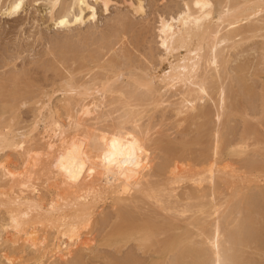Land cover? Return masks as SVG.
<instances>
[{"label":"bare ground","instance_id":"obj_1","mask_svg":"<svg viewBox=\"0 0 264 264\" xmlns=\"http://www.w3.org/2000/svg\"><path fill=\"white\" fill-rule=\"evenodd\" d=\"M25 1L28 0H7L5 6L1 1L0 8L5 7V15L11 16L20 11ZM40 1L46 4L57 28H69L71 17L82 15L84 6H88V0ZM186 1L180 14L160 22V44L156 46L158 50L152 48L159 52L154 55L155 60L147 59L153 55L144 52L147 66L136 65L146 63L131 59L135 54L114 49L110 38L117 32L115 27L116 32L98 36L108 44L106 51L110 56L106 60L98 50L86 53L88 57L85 53L78 57L58 50L60 63L68 64L57 85L56 92L61 95L55 98L54 106L52 95L47 94L43 108L52 113L35 115L41 116V121L45 119L52 129L49 139L42 141L36 134L32 137L34 125L27 132L2 125L0 152L11 148L16 152L13 157L19 155L22 167L16 164L17 158L15 164L4 156L0 161V238L11 230L9 238L0 243L7 245L6 251L0 252V264L37 260V264H81L85 249L95 252L94 242L105 251L114 248L115 255L131 244L140 254L155 253L164 258L165 264H263L257 258L255 263H249L241 252V248H251L257 256L264 254V244L257 240V235L264 234V212L259 209V214V210L245 206L249 205V191L264 189V157L261 166L259 161L245 157L261 154L259 145L264 134L256 127L263 122L258 119L263 114L258 116L253 111L251 119L257 120L256 125L245 118L249 114L241 96H254L251 86L243 81L242 92L230 85L233 90L225 89L223 80L231 77L229 82L236 81L248 67L246 63L232 71L226 53L239 47L240 40L249 39L248 34L256 36L264 31V26L244 23L264 13V1ZM128 24L119 18L115 24L121 27L117 35L121 29H129ZM122 57H126V62L122 63ZM94 70L99 74L90 76ZM234 71L239 74L236 80L231 75ZM82 73L90 77L85 78ZM242 78L238 80L241 84ZM13 81L17 82L14 78ZM2 86L0 100L7 95L4 102L10 101L2 104L3 108L13 113L19 94L14 89L4 94ZM259 95L263 108L264 86ZM167 110L177 128L194 125V136L180 135L177 142L164 138L165 134L161 137L155 130L173 117L159 119L162 123L156 127L155 118L159 117L157 111L166 117ZM238 114L242 128L230 139L231 125ZM7 123L11 124V118ZM195 144L201 145L200 149L192 151L190 146ZM235 157L241 162L236 160V164ZM228 193H233L230 202ZM101 204H107L108 210L101 211ZM239 211L243 215L237 218ZM245 226L252 234L255 232V242L242 235ZM99 249L93 259L102 258L104 264H140L128 251L123 261L112 263L115 256L113 259L110 251L105 254Z\"/></svg>","mask_w":264,"mask_h":264},{"label":"rangeland","instance_id":"obj_2","mask_svg":"<svg viewBox=\"0 0 264 264\" xmlns=\"http://www.w3.org/2000/svg\"><path fill=\"white\" fill-rule=\"evenodd\" d=\"M1 1L2 2H4V1L0 0V4L3 5V3H1ZM262 1H264V0H262ZM5 3H7V0H6V2H4L3 6H5ZM186 3H187L186 0H88V6H84V11H83L82 15H76V17L74 16L76 20L73 19V17H71L72 21H71V25L69 28H57L56 26H54L53 21L50 20L51 19L50 15H48L49 10L46 9L47 8L45 6L46 4L40 0H38V2L37 1L33 2V0H31V1L28 0L25 3V5H23V7L20 9V11H18L17 13H15L11 16L5 15L4 9H3L5 7L1 6V8H0L1 9L0 10V82H1L0 86L4 85V86H2L4 89L3 91L5 92L4 94L8 93L7 90L10 91V89H14L18 92V94L20 96L18 95L17 99L14 102L15 104L13 103L15 105L13 113H10L9 110H7V109L5 110V108H3V105L10 102L9 100H8V102L6 100V103L4 102V99H6L8 96L7 95L1 96L0 116L1 115L2 116L0 117V127H1L0 131L3 129L2 128L3 124H7L11 127L14 126L13 129L18 130V132H27L28 130L31 129V126L34 125L35 127L32 126L33 127L32 129L35 128L34 132L31 134L32 137H33V135L36 134L39 137H41L42 141H46L47 139H49L51 134H52V129L47 124V122L44 121L45 119H43V121H41L42 117L37 116V118H36L35 115H37L38 112H39V114L42 113L43 115L46 113L47 114L52 113L51 111L48 112V111L44 110V108H43V106L45 105V102L47 101L46 100L47 97H45L47 94L52 95V100H53L54 106L57 105L55 98H58L59 95H61V94H58V92H56L58 89L57 85H59L62 82L61 76L65 75V69L64 68L68 67V64L65 61H62L63 63H60L61 60H59V58L61 59V54H59L60 53L59 51L64 50V51L68 52V50L70 49L68 53L66 52L67 55H69L70 53H73V54H75V56L77 55L78 57H81L82 56L81 54L85 53V56L88 57V55H87L88 53L89 54L92 52L95 53V52H97L96 50H98L100 55H101V58L106 60L107 57L110 56V52L106 51L108 44L104 43L103 41H100L98 36L101 33L112 32V30L114 31L116 28L117 32H116V30L114 31V32H116V34L112 35L110 38V42L112 43V45L115 44L114 49H116L117 51L119 49H122L123 51H126V52L128 51L131 54H135V55L130 54L131 59L133 57H135V59H137L138 62L142 63L141 61L143 60L144 64L145 63L146 64L143 65V63H142L140 65L139 63L136 62V60H133L137 64L135 62L134 63L136 65L141 66V67L147 66L149 64H148V62H146V60L147 59L150 60L152 58L155 60L154 55L159 52V51H156V50H158L156 46H159V44H160L159 43L160 40L158 38V27L160 25V22L162 21V19L170 18V16L176 17L178 14H180V12H182L185 9ZM58 10H56V13H59ZM92 14L94 15L93 18H91L93 16ZM119 18H123L126 23L128 21V23H129L128 27H130L131 29L130 28L129 29L126 28L125 30L121 29L120 30L121 33L119 32L120 34L117 35L118 30L121 27H118V26L116 27L115 24L117 23ZM80 19L83 20V22H80L81 21ZM250 20H254V21L251 22ZM244 23H245V25L247 23V24H252V25L254 24V25H258V26H264V13L256 15V17L255 16L251 17L248 21H246ZM244 23L242 24V26L244 25ZM126 30H128V31H126ZM91 34L93 37L91 36ZM137 34L140 35V37H138ZM88 35H89V37H88ZM115 35H117L118 37H115ZM132 36H133V38H132ZM134 36H136V37H134ZM248 37H249V39H245V41L240 40L242 42L239 41L241 44L237 43V44H239V47L236 46L237 48H235V50H230L225 45V49L226 50L228 49V51L230 50L229 52L226 51L227 52L226 54L230 58L229 59V61H230L229 67L231 68L232 71L234 70V68H236L235 71H237V69L240 65H242L241 67H243V64H245V66H246V63L248 64V67L245 68L243 76H241L242 73H240V75H239L237 72L235 73V71H234V73H231V75H233L234 79H235V77H237L239 75L237 80L235 79L236 81H233L234 79H231L230 81H233V82H229V79L231 77L229 79L226 78L225 80H223V88H225V89L228 88L230 90L231 89L233 90V88H229V85H230L232 87H235L236 90L240 88L241 89L240 91L242 92L243 87L241 88V86H243V83H244L243 81H246L245 85H248L247 87L251 86L250 89H252V91L254 92V96H253V93H251V95H245L244 94L243 97L241 96V99L243 98L242 101H244L242 103L245 107L247 106L246 109L248 110L249 116H251L250 118H249V116H245V118H247V119L252 118L253 119L252 116H254L255 113H257L256 115L263 114L262 118L261 117L258 118L259 121L262 119L263 122L260 121V124L257 125L256 129H258V128L262 129V134H264V111H263L264 107L262 108V106H263V105H261L262 100L260 99V95L258 96V94L262 93V87L264 86V31L260 35H256V36H252L251 34H248ZM117 38H118V40H117ZM137 38H139L140 41L136 40ZM117 41H118V43H117ZM133 44H135L136 46ZM137 44L138 45L141 44V45H139L140 49H139ZM227 44H229V43H227ZM96 45H99L101 48L99 49L98 46H96ZM124 46H125V48H124ZM142 46H144V47H142ZM102 47H105V48L103 49ZM150 48L151 49L153 48L156 50L153 51V49L150 50ZM222 48H224V46ZM137 49H138V51H137ZM104 51H106V52H104ZM144 52L146 53L147 56L149 54V56L153 55V57L145 56ZM102 54H104V55H102ZM143 55L145 57H147V59ZM62 56L64 57L63 54H62ZM123 61L126 62V57H122V63H124ZM150 62H153V61H150ZM83 63H86V62L83 61ZM130 63L131 62H128V64H130ZM55 67H57V68H55ZM56 69H58V70L56 71ZM81 70H83V68ZM97 70H99V69H97ZM97 70L96 71L94 70L93 73H90L89 75L91 76V74H94V72H96L98 74H99V72H101V73L103 72L102 70H99V72H97ZM89 75L82 73V76H85V78L90 77ZM240 76L243 77L241 79L242 84L240 81H238L241 78ZM13 78H14V80L16 79V81H17V82H15L16 84L12 83V82H14ZM244 78L246 80H244ZM239 82H240V84H236ZM230 83H232V84H230ZM234 84H236L237 86ZM29 91H31V92H29ZM54 91L56 92L55 94H54ZM41 92H42V94H41ZM25 94H27V95H25ZM28 94H30V95H32V97L33 96L34 97L32 98L31 96H28ZM42 95H43L44 99H43ZM245 96L246 97L248 96V98L246 99ZM252 96H253V98L254 97L255 98L253 99ZM2 98H3V101H2ZM31 100L34 103H35V101L37 103L34 104L33 102H31ZM39 100L41 102H39ZM20 103H22V104H20ZM23 103H24V106H21V105H23ZM245 103H247V104H245ZM250 103H251V105H250ZM250 106H252V107H250ZM18 107H19V109H18ZM2 108L5 111L2 110ZM43 111H44V113H43ZM157 112H159L157 114L159 115L160 118L159 117L157 118V120H158V122H157V120L155 118V117H157V115L155 112V114H154L155 115L154 118H155V122H156L155 127L158 124L162 123V121L160 122V120H164L166 118L173 117L169 113L168 110L165 112L167 114H170V116L166 114L165 115L166 117H164V118H162V116H160V111H157ZM10 118H11V124L7 123V121L9 122ZM14 118H15V120H14ZM252 119H251V122L254 125H256L255 123H257V120H255V119L252 120ZM166 120H168V119H166ZM166 120H164L163 121L164 123H162L161 125L158 126V130H155L156 132L161 134V137H164L166 135L164 138L167 137L170 139V137H171V140L174 141V139H175L174 142H177L178 138L180 139L181 136H183V134H185L184 136L187 135L188 138H189V135L194 136L193 132H192L193 134H191V131L194 129V125H191L192 128L191 127L189 128L187 126V124H183L184 127H181L182 125H180V126L178 125V128H177V125H175L177 122L174 119V117H173V119L171 118L168 121H166ZM173 120H175V122ZM261 123H263V124H261ZM231 126L233 127L232 128L233 134L230 132L231 133L230 139H232L236 134H238V132L240 131L239 129L242 128V117L240 115L238 117H235L233 119V124ZM186 127L188 128V130L187 129L184 130V128H186ZM189 129H190V132H188ZM259 129H258V131L261 132V130H259ZM161 131L163 134L161 133ZM180 131L183 133L181 134ZM186 131L188 132V134ZM160 134L157 135V133H156L155 135L159 136ZM191 145H193V144H191ZM198 145L195 144L194 145L195 147L190 146L191 150L192 151L193 150L194 151L199 150L200 149L199 147L201 145L200 146H198ZM259 146H260V149H259L260 152L259 153H261V154L257 155V153H256L255 155H250V156H245V157L247 158L246 160H250L253 158V160H256L255 162L259 161V162H257V164L261 166V161H263V159H264L263 158L264 157V155H263L264 154V147H263L264 141L260 142ZM6 149L3 150L4 152L2 151L3 153L0 152V161H1V159H4V157H5V159L7 158L9 163L12 162V164H15L16 162H14V161H16L17 159H18L17 162L19 160L21 161V159L19 157L17 158V156H19L18 154L16 157L15 156L13 157V155H16L15 151L11 150V148H9V149L6 148ZM254 156H255V159H254ZM257 157H259V158H257ZM13 158H15V159L13 160ZM239 159H240V161H238ZM236 160L238 162H241L242 159L235 157L234 161H236ZM237 161H236V164H238ZM20 163L21 162H18L16 164L19 165ZM191 163H195V160H192ZM262 164L264 165V163H262ZM19 167H22V166L19 165ZM241 175L243 176L244 174H241ZM261 182H264V181H261ZM261 190H263V193L261 192ZM256 191H258V192H256ZM254 192L256 193V195L254 194ZM249 194H250V196L248 194L246 196L247 197L246 200L248 202L245 200L247 202V204H249V205H245L246 204L245 201L243 202V204L245 203L244 205L248 206L247 208H249V210L254 209L256 212V210L258 211L260 209L263 213L264 212V189H258V190L254 189V190L249 191ZM251 194H252V196H251ZM253 194H254V197H253ZM227 196H228L227 201L229 199L228 202H230V200H232L233 193H228ZM101 206H102V208L104 207L103 209L102 208L100 209L101 211L108 210L107 204H104V205L101 204ZM260 210L256 213L262 214ZM240 213H241V211H239V213H237V215L235 214L237 218L242 217L243 213H241V214ZM0 217H1V214H0ZM245 228H246V226H245ZM251 231L252 230L247 227L246 229H244V231L242 230V232H243L242 235L244 237L249 238V240H252V241L254 240V242H255V238H253V237H255V232L252 234ZM247 232L248 233L250 232L249 235ZM244 233H245V235H244ZM9 234H11V230H6L2 234L1 238H3V239L1 240V238H0V243L3 242V240H5L4 238H7V237L9 238ZM250 234H252V235H250ZM260 236L261 235H257V237H258L257 240H259V243L260 244L262 243L261 245L263 246L264 239L262 237H264V234H263V236H261V237ZM97 243L98 242H94L93 243L94 246L92 245V248H93L92 250L95 251L94 253H96L97 249L103 248V247L98 248ZM5 246L7 247V245H5ZM5 246L4 245L0 246V252L1 253H4L6 251ZM61 246H63V245H61ZM127 246L126 247L129 250L125 247L123 249V247H122L121 248L122 250L120 249L122 252L121 251L118 252L117 253L118 255H115L117 250L114 251V248H110L112 250V253H110L111 252L110 249H106V251H105V249H102V250H104L105 254H108L107 252L110 251L109 255H113L112 256L113 259L115 256V259L113 261H111L112 263L113 262L118 263V262H120V260L123 261V259L126 257V255H128V252L133 253L134 256H136L135 257L136 260L139 261L140 264H161V263L165 264L166 263V262H164L165 260H162L164 258H160L155 253H149L147 255V253L144 254L141 251V254H140V250L136 251V249L131 248V247H133L131 244H128ZM68 247H69V245H68ZM94 247H95V249H94ZM70 248H71V246L67 249H70ZM67 249L64 251H67ZM100 249H99V251L103 252ZM247 249L241 248L243 258H247L246 260L249 263H255L254 260L257 258L256 260H259L261 263L264 264V254L259 253V254H261V256H260L257 253L258 254V256H257L255 253V249H252V250H250L251 248H249L248 250ZM135 251H136V254H135ZM94 253L91 252V249H89V247H88V249H85L84 250V254L86 256L85 261L84 262L82 261L81 264H104V260L102 258H101V260H100V258L93 259ZM140 259H141L142 263H141ZM102 260H103V262H102ZM39 262H40V260H37V263H39ZM44 262H47V261L44 260ZM159 262H161V263H159ZM37 263L28 261V263H26V264H37ZM14 264H22V263H14Z\"/></svg>","mask_w":264,"mask_h":264}]
</instances>
